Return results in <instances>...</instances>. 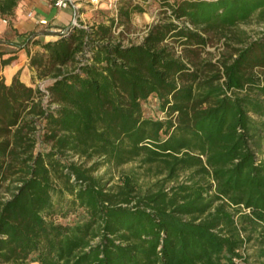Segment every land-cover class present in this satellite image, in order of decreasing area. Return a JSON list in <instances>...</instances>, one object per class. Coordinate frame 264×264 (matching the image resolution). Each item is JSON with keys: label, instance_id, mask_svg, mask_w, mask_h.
<instances>
[{"label": "trees", "instance_id": "16d2710c", "mask_svg": "<svg viewBox=\"0 0 264 264\" xmlns=\"http://www.w3.org/2000/svg\"><path fill=\"white\" fill-rule=\"evenodd\" d=\"M254 18L264 0H160L142 42L117 40L115 18L25 39L50 83L0 75V264H264Z\"/></svg>", "mask_w": 264, "mask_h": 264}, {"label": "crops", "instance_id": "0c3cea01", "mask_svg": "<svg viewBox=\"0 0 264 264\" xmlns=\"http://www.w3.org/2000/svg\"><path fill=\"white\" fill-rule=\"evenodd\" d=\"M69 7L60 9L54 5V0H21L15 10V13L10 16V27H5L0 31L1 37H12V53H8L12 57L10 64L5 65L1 71L4 73L5 81L10 85L16 75L21 72V80L28 86H33L32 82L24 79L26 58L28 57V46L21 47L20 41L29 39L36 35V38L44 39L45 41L54 40L59 36V33L65 31L67 27L73 24V20L77 17L80 23L84 25H92L94 21L101 22L95 17L92 21H85V18L93 16L94 10L102 8L107 2H103L99 6H84L82 0H70ZM46 20V24L40 21ZM10 29V30H9ZM31 49V47H29ZM8 57V58H9Z\"/></svg>", "mask_w": 264, "mask_h": 264}, {"label": "rangeland", "instance_id": "374dc122", "mask_svg": "<svg viewBox=\"0 0 264 264\" xmlns=\"http://www.w3.org/2000/svg\"><path fill=\"white\" fill-rule=\"evenodd\" d=\"M84 6H93L92 4L88 3L87 0H82ZM141 3L144 5L147 10L143 13L140 12H134L129 19H127L124 16H121L119 14V9L122 6H131V4ZM93 16L85 18V21H92V17L97 18L100 21H107L110 18H115L118 22V25L115 27L114 34L115 38L117 40L122 41L123 44H130V43H138L141 41L142 37L144 36L146 30L150 27L151 24H153L155 21L158 20L160 17V0H114L113 3H106L103 5L102 8H99L97 10H94ZM8 22H4L3 18H0V31L3 28H7L11 26L10 23V17L6 18ZM79 20V19H78ZM80 22V21H79ZM94 24H97L96 21H94ZM242 28L246 29L248 31L249 35L257 36L260 33L264 32V23L258 22L255 18L252 19L248 24L241 25ZM10 30V29H9ZM31 38V37H30ZM29 38V39H30ZM36 38V37H35ZM28 39V40H29ZM40 39V38H39ZM44 40V39H41ZM23 41H20V45L25 44ZM12 37H1L0 36V75L4 77V73L1 71L4 69L5 65H3V61L5 59H8V53H12ZM28 51H30L32 54L36 53L40 46L35 45L32 41L28 42ZM221 42L217 38V36H214L212 38V43L209 46L210 51L214 52L216 55H218L219 50L218 47H220ZM27 47V46H26ZM31 47V49L29 48ZM28 53V52H27ZM29 59L26 58V64L25 66V75L24 79H27L28 81L32 82L33 87L40 86L41 88H45L48 83H50L49 78L40 79L36 73V70L33 69L30 65V56L28 53ZM22 73L19 72L16 76H18L21 79ZM153 101V100H152ZM151 101V102H152ZM134 164L127 165L120 169H111L110 172L113 173L115 176L119 175V173L123 170L130 169ZM105 168L101 169V172H104ZM149 181L147 180V183ZM0 195L2 196H9L8 193H5V188H0Z\"/></svg>", "mask_w": 264, "mask_h": 264}, {"label": "built area", "instance_id": "2783aa9c", "mask_svg": "<svg viewBox=\"0 0 264 264\" xmlns=\"http://www.w3.org/2000/svg\"><path fill=\"white\" fill-rule=\"evenodd\" d=\"M113 1H114V0H87V2L90 3V4H92L93 6H99V5H101L103 2H107V3H111V4H112ZM70 4H71V1H70V0H54V5H55L56 7H58V8H60V9L67 8V7L70 6ZM0 18H1V17H0ZM1 19H2V18H1ZM3 21L6 22V23L8 22V20H7L6 18H3ZM40 22H41L42 24H46V23H47L46 20H41ZM73 24H74V25H79V24H80V22L78 21L77 17L73 20ZM187 24L190 26L189 23H187ZM148 31H149V28L146 30V32H145V34H144V36L142 37V39H141L140 42L143 41V39H144L145 36L147 35ZM254 37H257V36H254Z\"/></svg>", "mask_w": 264, "mask_h": 264}]
</instances>
